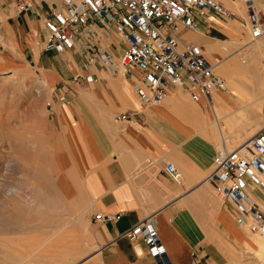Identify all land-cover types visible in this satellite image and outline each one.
<instances>
[{
    "label": "crops",
    "instance_id": "crops-1",
    "mask_svg": "<svg viewBox=\"0 0 264 264\" xmlns=\"http://www.w3.org/2000/svg\"><path fill=\"white\" fill-rule=\"evenodd\" d=\"M62 6L61 0H0V74L28 68L50 90L45 106L57 137L54 186L64 201L84 209L93 229L95 246L80 264H153L144 244L124 234L146 217L154 220L172 264H236L243 229L205 177L222 140L239 138L241 144L264 132L261 52L247 51L249 62L239 63L233 50H248L251 42L239 31L228 33V40L222 32L236 29L227 25L234 22L247 33L236 19L181 29L179 46L196 44L222 74L214 73L221 86L210 105L177 87L158 103L145 104L133 91L132 77L98 62L84 64L86 43L104 47L114 60L120 54L123 43L112 27L88 18L71 47L44 50L51 12ZM260 37L251 44L263 49L264 33ZM167 161L178 171V183L165 174ZM259 180L247 191L264 211V176Z\"/></svg>",
    "mask_w": 264,
    "mask_h": 264
},
{
    "label": "built area",
    "instance_id": "built-area-1",
    "mask_svg": "<svg viewBox=\"0 0 264 264\" xmlns=\"http://www.w3.org/2000/svg\"><path fill=\"white\" fill-rule=\"evenodd\" d=\"M63 6L51 12L53 22L44 50L71 47L88 18L104 29L112 27L123 43L116 59L102 46L85 44V65L95 62L132 77L133 91L145 104L159 102L166 92L181 88L192 97L200 96L210 105L213 92L221 86L213 65L196 44L179 46L176 33L196 31L202 23L236 19L254 40L264 33V0H61ZM236 4L240 12L225 5ZM27 3H20L19 8ZM262 70L264 72V59ZM87 78H89L87 76ZM58 99L68 103L65 94ZM125 114L119 116L123 119ZM205 180L221 200L234 209V223L264 239V211L247 191L249 183L261 185L264 172V132L256 131L235 148L221 141ZM167 177L179 182L172 162L163 165ZM95 219H101L95 215ZM124 234L140 240L153 264H172L158 238L154 220L146 217Z\"/></svg>",
    "mask_w": 264,
    "mask_h": 264
},
{
    "label": "rangeland",
    "instance_id": "rangeland-1",
    "mask_svg": "<svg viewBox=\"0 0 264 264\" xmlns=\"http://www.w3.org/2000/svg\"><path fill=\"white\" fill-rule=\"evenodd\" d=\"M237 28L222 30L226 40L228 33L239 31L248 41V34ZM247 46L233 50L243 65L249 62L247 51L254 54ZM260 52L262 60L264 48ZM42 85L28 68L0 74V264H80L95 246L84 209L64 201L54 186L57 137L46 119L50 90ZM239 141L228 140L232 148ZM243 233L236 264H258L255 247L264 240Z\"/></svg>",
    "mask_w": 264,
    "mask_h": 264
},
{
    "label": "bare ground",
    "instance_id": "bare-ground-1",
    "mask_svg": "<svg viewBox=\"0 0 264 264\" xmlns=\"http://www.w3.org/2000/svg\"><path fill=\"white\" fill-rule=\"evenodd\" d=\"M225 5L226 6H228L229 8H234L235 10H237L238 12H240L239 10H240V7L238 6V5H236V4H232V3H229V2H226L225 3ZM232 21V20H231ZM230 24H235V25H237L238 23H230ZM230 24H227V25H230ZM239 25V24H238ZM259 39H261V37L260 38H257V39H254V40H250V42L251 43H255V41L256 40H259ZM251 43H246V45L248 44V45H250L252 48H253V50H254V52L256 53V52H260V48H259V46L258 45H252ZM206 57V56H205ZM215 73V72H214ZM158 103V102H157ZM150 104V103H149ZM153 104H156V103H152L151 105H153ZM228 140H226V142H225V147H227L228 149H231L232 147H230V142H228ZM237 147V146H236ZM235 148V147H234ZM264 176V172L262 173V175H260V177L259 178H261V177H263ZM217 196V195H216ZM37 210V209H36ZM261 238V237H260ZM263 239V238H262ZM264 240V239H263ZM255 250H257L256 252H258V258L260 259V261L258 262V264H264V245H262V246H257V247H255ZM257 260V259H256Z\"/></svg>",
    "mask_w": 264,
    "mask_h": 264
}]
</instances>
